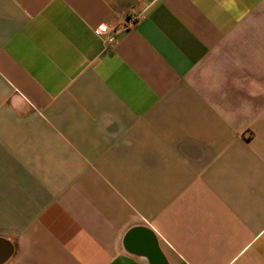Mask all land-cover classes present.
Wrapping results in <instances>:
<instances>
[{"label":"crops","instance_id":"crops-1","mask_svg":"<svg viewBox=\"0 0 264 264\" xmlns=\"http://www.w3.org/2000/svg\"><path fill=\"white\" fill-rule=\"evenodd\" d=\"M8 250L264 264V0H0Z\"/></svg>","mask_w":264,"mask_h":264},{"label":"water","instance_id":"water-1","mask_svg":"<svg viewBox=\"0 0 264 264\" xmlns=\"http://www.w3.org/2000/svg\"><path fill=\"white\" fill-rule=\"evenodd\" d=\"M140 230H144V229H139V228H135V229H132L128 234H127V237H132L135 232L137 231H140ZM11 250H8L6 251V253H4L1 257H0V264L3 263L10 255H11ZM156 250H154L152 253H150V256H149V261L150 262H158V259L159 257L156 256ZM155 253V254H154Z\"/></svg>","mask_w":264,"mask_h":264},{"label":"built area","instance_id":"built-area-1","mask_svg":"<svg viewBox=\"0 0 264 264\" xmlns=\"http://www.w3.org/2000/svg\"><path fill=\"white\" fill-rule=\"evenodd\" d=\"M128 24H132V21L130 20ZM96 31L100 34L107 35V41H111L114 38V35L116 34L115 30H109L108 27L102 24L96 27Z\"/></svg>","mask_w":264,"mask_h":264}]
</instances>
